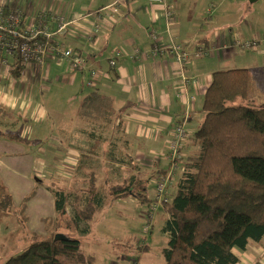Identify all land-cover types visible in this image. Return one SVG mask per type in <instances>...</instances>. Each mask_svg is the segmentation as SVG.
<instances>
[{
	"label": "crops",
	"instance_id": "0c3cea01",
	"mask_svg": "<svg viewBox=\"0 0 264 264\" xmlns=\"http://www.w3.org/2000/svg\"><path fill=\"white\" fill-rule=\"evenodd\" d=\"M0 3L21 9L28 27L43 13L48 20L63 16L67 22L64 30L59 29V21L50 20L52 45L71 49L84 58L83 66L73 70L57 49L50 48L42 63L26 64L18 78L9 72L11 54L0 59V106L18 116L19 124L11 130H19L29 141L27 144L13 141L14 144L30 146L41 142L37 131L33 134V127L39 130L41 124L36 123L44 119L52 120V127L65 121L74 126L69 117L75 109L72 103L78 102L76 111L83 96L96 89L111 96L115 107V121L111 125L94 124L103 130L97 131L99 135L109 138L117 131L118 135H129L135 158L155 170L156 178L164 176L168 167L167 150L176 127L186 130L176 159L180 164L175 170L178 183L187 159L198 151L192 137L203 117V98L213 71L245 67L264 79V0H0ZM171 4L174 7L170 17L166 11ZM151 30L156 31L159 45L185 46L190 52L188 60L179 62L169 53L133 59L130 54L134 48L149 53L153 43ZM242 39L258 42L245 48L236 43ZM117 50L121 54L115 56ZM197 51L202 54L194 55ZM112 58L115 66L109 64ZM93 79L92 85H88V80ZM88 123L77 133L93 137V122ZM5 139L0 137V143H13ZM7 148L0 150V182L11 194L15 206L30 195L25 201L26 234H45L42 219L54 217V199L50 189L37 185L39 182L32 177L35 171L41 172L43 156L28 151L9 152ZM84 170L86 175L92 171L89 167ZM85 190L83 196L75 195L71 204L77 198L84 203ZM251 242L245 250L234 252L242 264H264V240L253 242L256 244L253 250Z\"/></svg>",
	"mask_w": 264,
	"mask_h": 264
},
{
	"label": "trees",
	"instance_id": "16d2710c",
	"mask_svg": "<svg viewBox=\"0 0 264 264\" xmlns=\"http://www.w3.org/2000/svg\"><path fill=\"white\" fill-rule=\"evenodd\" d=\"M47 17H37L35 22L43 19L50 28ZM26 20L23 15L21 30L27 28ZM36 39L55 47L51 36L48 39L39 35ZM11 56L9 72L18 78L25 64L18 51ZM252 78L245 67L212 73L203 98V117L192 137L198 151L187 159L174 196L163 203L168 219L162 230L169 234L168 246L163 250L166 264H239L234 249L243 251L251 241L264 238V106L247 104L253 97ZM77 115L109 126L115 121L114 99L96 89L90 91L81 99ZM1 116L18 121L16 114L0 106ZM0 135L11 141L29 142L19 130H0ZM115 190L117 197L133 194L143 203L149 201L144 180H134ZM52 195L54 217H46L51 226L49 234L44 239L34 235L24 250L3 264H92L76 233L80 223L90 220L91 214L101 208L102 195L91 183L86 201L77 198L72 204L73 216L67 209L69 193L57 189ZM29 197L15 206L0 182V215L12 214L25 227V201Z\"/></svg>",
	"mask_w": 264,
	"mask_h": 264
},
{
	"label": "rangeland",
	"instance_id": "374dc122",
	"mask_svg": "<svg viewBox=\"0 0 264 264\" xmlns=\"http://www.w3.org/2000/svg\"><path fill=\"white\" fill-rule=\"evenodd\" d=\"M110 60L109 64L115 66ZM258 75L253 72L251 80L252 92L257 97L254 98L253 95L247 102L255 107L264 106V79H259ZM88 82H90L88 85H92L91 81ZM77 103H72L75 109ZM75 109L69 113L70 122H73L74 126L68 125L65 121L52 127V120L44 119L36 123L41 124L39 130L33 127V134L37 131L42 137L41 142L30 146L14 144L16 142L13 141L1 142L0 150L8 146L6 150L9 152L28 151L43 156L41 172L35 171L32 177L39 182H36L37 185L50 189L51 194L57 189L69 192L68 212L72 216L74 209L71 203L75 195L83 196L87 186L91 183L95 185L103 197L102 206L91 214L90 220L80 223V231L76 233L80 238L82 251L91 256L92 264H166L163 250L168 246L169 234L162 230L168 219L163 203L173 197L178 180L175 170L180 165L176 159L180 155L174 157L168 149V167L164 176L156 178L155 170L146 167L144 161L135 158L129 135L128 137L118 135V131L109 138L105 135L106 132L105 136L99 135L100 132L97 131L103 130L94 125L95 123H91L94 125L93 137H84L82 133H77L78 130L86 128L90 121L80 118ZM1 117H3L0 122L1 130L15 129L19 124V121L14 122L10 117ZM85 167L91 168L93 175H86ZM168 174L172 180L166 182L165 189L160 193L162 197L159 199L157 182ZM134 180L147 181L146 195L149 201L143 203L133 194L124 197H117L114 194L115 189H120ZM14 217H0V232L3 231V235L0 234V264L24 250L35 238L32 233L26 234L25 227L23 228ZM45 219L47 221L42 223L46 233L35 234L38 239H44L51 230L49 218ZM250 246L254 247L256 244L251 242Z\"/></svg>",
	"mask_w": 264,
	"mask_h": 264
},
{
	"label": "built area",
	"instance_id": "2783aa9c",
	"mask_svg": "<svg viewBox=\"0 0 264 264\" xmlns=\"http://www.w3.org/2000/svg\"><path fill=\"white\" fill-rule=\"evenodd\" d=\"M212 4L208 7L207 11H210ZM174 4H171L167 7L166 14L171 17L172 8ZM23 12L21 9L14 6H7L0 3V59L5 54H13L16 50L19 52L22 62L26 65L29 63L40 64L43 62L44 57L47 54V50L51 48V45L48 42H41L37 38V36L42 35L46 38H50L52 30L47 26V23L43 21V19L34 24L31 27L21 30L20 25L23 20ZM47 14H40L38 17L46 16ZM37 18V17H36ZM53 23L59 21V29L64 30L67 26V22L64 21L63 16H52L49 18ZM36 21V20H35ZM50 21V22H51ZM150 38L152 40V45L149 53H143L139 49L134 48L133 54H130L133 59H139L142 56H159L165 53H169L173 55L176 60L179 62H185L190 57V52L188 49L179 43H171L168 46H163L157 44L158 38L155 30L150 31ZM258 40H236L238 45H241L245 48L252 47L257 45ZM57 49L59 55L68 60L70 67L75 70L83 66L84 58L81 54L74 52L71 49H62L59 47H53ZM121 51L117 50L116 55H120ZM202 54L201 51L194 52V55L200 56ZM110 63L114 65L116 62L114 59L110 60ZM95 72L91 71V77H93ZM91 83L93 80H90ZM90 84V82H88ZM186 136V130L182 126H177L173 138L171 140L169 146V152L172 156L177 157L180 155V150L183 145V140ZM172 180L170 174H168L165 178H162L159 182H157V193L159 199L160 193L165 189V185L167 181ZM165 200V199H163ZM162 200V201H163Z\"/></svg>",
	"mask_w": 264,
	"mask_h": 264
},
{
	"label": "water",
	"instance_id": "95a60500",
	"mask_svg": "<svg viewBox=\"0 0 264 264\" xmlns=\"http://www.w3.org/2000/svg\"><path fill=\"white\" fill-rule=\"evenodd\" d=\"M56 236H57V235H56ZM56 236H55V237H56Z\"/></svg>",
	"mask_w": 264,
	"mask_h": 264
}]
</instances>
